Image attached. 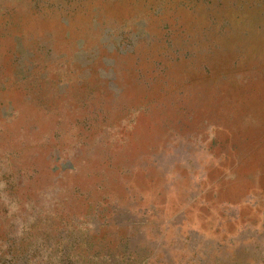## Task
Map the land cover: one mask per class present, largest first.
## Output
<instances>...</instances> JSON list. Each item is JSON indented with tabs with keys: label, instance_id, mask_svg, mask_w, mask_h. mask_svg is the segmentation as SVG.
Masks as SVG:
<instances>
[{
	"label": "rangeland",
	"instance_id": "374dc122",
	"mask_svg": "<svg viewBox=\"0 0 264 264\" xmlns=\"http://www.w3.org/2000/svg\"><path fill=\"white\" fill-rule=\"evenodd\" d=\"M205 67L212 92L167 109ZM37 143L63 196L94 189L44 215L2 197L53 196L51 171L11 172L0 264H264V0L20 1L0 15V156Z\"/></svg>",
	"mask_w": 264,
	"mask_h": 264
},
{
	"label": "trees",
	"instance_id": "16d2710c",
	"mask_svg": "<svg viewBox=\"0 0 264 264\" xmlns=\"http://www.w3.org/2000/svg\"><path fill=\"white\" fill-rule=\"evenodd\" d=\"M20 1L22 0H11V1H7V0H0V15L1 13L4 12H8L11 11L12 9H15ZM249 8H253V4H250ZM263 53L261 52L260 55H262ZM250 57H252V53L249 54ZM259 56V55H258ZM261 59V58H259ZM258 61V60H257ZM263 65H261L260 67H262ZM203 77V80H199V79H195L194 80H190L188 81L190 83V87H185L184 89H179L178 90V95L179 97H174L173 99H168L167 104L168 107L167 109L173 108L178 104H182L184 101L189 100L191 98V96L193 94H196L197 96H202L200 94H208L210 93L209 90L211 91V82L213 80V76L214 74L211 72V70H209L207 67L204 68V70L199 71V76ZM201 89H203L201 91ZM209 89V90H208ZM212 92V91H211ZM184 94H186L187 96L184 97ZM224 105L225 103H220L219 106V110H218V114H219V118H218V122L219 121H223L224 120V115L222 113V110L224 109ZM243 105L242 103L237 104L236 108L234 110L239 109V106ZM223 117V118H222ZM216 121V122H217ZM44 132V131H42ZM41 138V137H40ZM54 137L51 136L49 130L46 131V138L47 141L52 140ZM42 139V138H41ZM38 140L35 141V143ZM23 148L20 149V151H11L10 153L6 154L5 156H0V166L3 168V170H1L0 168V181L3 180H7L8 178L12 177L11 172H16V178L18 177H23L24 179V183L26 180V184H28L29 182H33V184H39L40 180V175L42 171H46L47 173H50V179L47 180V187H51L54 191H58V192H54L53 196L51 194H36V195H32L30 196V194L27 195H22V194H17L15 197H11L8 195H3L2 198H7V203L10 206L11 204H16L18 205L22 210L24 209V207H29L31 206V208H36L38 209V212H44V215H47V210L51 209L54 210L56 207V203L58 204H64L65 201L70 200L72 198H75L77 196L78 193H83L87 194L91 191H93L94 188H86L85 190H83V185L80 186V184H75V186L72 188L73 191L69 192L68 191V198L63 196L61 194V191L63 189V187L67 188L68 182H71L68 180L67 177H63L60 176V172L58 171V169L55 171H52V168L55 167H59L60 165L58 164L59 161L57 158H53V155L51 154V156H49L50 158L48 159V157H43L41 158L40 154H39V148L42 147V145L40 146L39 143H37L35 152L32 151V146H27L25 144H22ZM108 152H110V149L107 150ZM112 155V153H111ZM115 157V154L113 155ZM114 158H112L111 156H107L106 158H103V162H101V166H107V162L112 160ZM107 167H110L107 166ZM70 171L73 173L75 171V168L70 169ZM7 175V176H6ZM257 175L253 173V176ZM89 176H87L84 179V182L89 180ZM243 181L238 179V181H242V186H244L243 189V194L244 197H242L243 200V204L241 206H243V208H249L251 213L247 214L250 217H253L254 214L252 213V210H259V204L260 206L263 205V200L254 197L255 196V192L257 191L256 189H254L251 184H249V181H245L244 178H249L246 177V175H243ZM99 181V185L97 186V189H101L105 180L104 179H100ZM72 183V182H71ZM68 189V188H67ZM128 191V190H126ZM25 194V193H24ZM51 195V198H53V200L50 203V208H48L49 205V200L47 199V196ZM46 196V198H45ZM43 198L44 200L42 202H39L40 198ZM135 199L133 197V195L130 193L127 196V200H133ZM0 200H1V194H0ZM262 202V203H261ZM47 204L46 206V210L43 209V206ZM35 206V207H34ZM55 207V208H54ZM141 212H139L141 214V216H152L153 213L152 211H155L153 208L151 211H149L147 208H141L140 210ZM254 237L249 236V238L246 241H242L241 243L243 245H247L242 247L243 248V252L247 253L248 248L250 246H252L255 241L253 240ZM248 247V248H247ZM241 248V249H242ZM196 253L199 255V252L196 251ZM195 252L192 253L191 251H189V256H193L195 258ZM248 257L250 258L251 255L249 253H247ZM201 262L200 259H196L195 264H199ZM189 264V263H188ZM201 264V263H200Z\"/></svg>",
	"mask_w": 264,
	"mask_h": 264
}]
</instances>
